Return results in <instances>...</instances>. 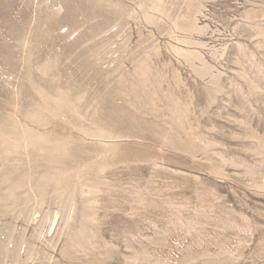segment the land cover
Masks as SVG:
<instances>
[{
	"label": "rangeland",
	"instance_id": "rangeland-1",
	"mask_svg": "<svg viewBox=\"0 0 264 264\" xmlns=\"http://www.w3.org/2000/svg\"><path fill=\"white\" fill-rule=\"evenodd\" d=\"M0 264H264V0H0Z\"/></svg>",
	"mask_w": 264,
	"mask_h": 264
}]
</instances>
